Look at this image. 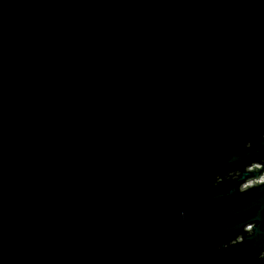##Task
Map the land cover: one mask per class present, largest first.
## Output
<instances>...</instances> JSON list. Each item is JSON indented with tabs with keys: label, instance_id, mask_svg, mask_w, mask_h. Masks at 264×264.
<instances>
[{
	"label": "water",
	"instance_id": "water-1",
	"mask_svg": "<svg viewBox=\"0 0 264 264\" xmlns=\"http://www.w3.org/2000/svg\"><path fill=\"white\" fill-rule=\"evenodd\" d=\"M263 174L264 0H0V264H264Z\"/></svg>",
	"mask_w": 264,
	"mask_h": 264
},
{
	"label": "built area",
	"instance_id": "built-area-1",
	"mask_svg": "<svg viewBox=\"0 0 264 264\" xmlns=\"http://www.w3.org/2000/svg\"><path fill=\"white\" fill-rule=\"evenodd\" d=\"M261 183H264V174L259 179L249 181L244 187L246 188L247 186L249 187V186H253V185L261 184Z\"/></svg>",
	"mask_w": 264,
	"mask_h": 264
}]
</instances>
